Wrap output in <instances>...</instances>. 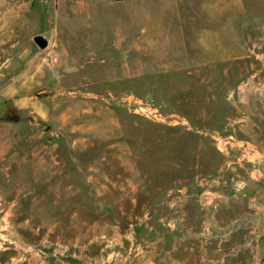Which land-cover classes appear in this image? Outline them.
<instances>
[{
    "label": "rangeland",
    "instance_id": "rangeland-1",
    "mask_svg": "<svg viewBox=\"0 0 264 264\" xmlns=\"http://www.w3.org/2000/svg\"><path fill=\"white\" fill-rule=\"evenodd\" d=\"M261 41L264 0H0V264H127L201 232L241 236L220 264H261L237 205L215 225L201 202L227 162L224 97Z\"/></svg>",
    "mask_w": 264,
    "mask_h": 264
},
{
    "label": "crops",
    "instance_id": "crops-1",
    "mask_svg": "<svg viewBox=\"0 0 264 264\" xmlns=\"http://www.w3.org/2000/svg\"><path fill=\"white\" fill-rule=\"evenodd\" d=\"M254 45L256 48H254ZM257 66L242 78L237 87L223 96L228 107L221 108L220 124L228 131L223 136L220 150L227 155L224 167L218 170L206 187L201 190L202 210L208 222L220 225L223 203L233 202L237 208L227 207L229 216L239 224H249L257 233L253 240L264 243V41L255 42L250 48ZM206 66L208 58L203 61ZM251 76V86L238 90L243 79ZM230 108V109H229ZM230 110V111H228ZM219 111V110H218ZM219 111V112H221ZM232 111V116H229ZM221 129V126H220ZM220 132V131H218ZM221 145V146H220ZM222 171V172H220ZM227 176H231L229 179ZM211 214V218H209ZM188 222L191 219H187ZM170 247L162 248L156 239L148 241L141 251L130 252L127 264H220L227 256L236 257L242 250L225 241L242 238L227 233L201 232L169 235ZM233 237V238H232ZM234 246V245H233Z\"/></svg>",
    "mask_w": 264,
    "mask_h": 264
},
{
    "label": "built area",
    "instance_id": "built-area-1",
    "mask_svg": "<svg viewBox=\"0 0 264 264\" xmlns=\"http://www.w3.org/2000/svg\"><path fill=\"white\" fill-rule=\"evenodd\" d=\"M254 48H256L255 45ZM251 84H252V77L249 76L242 80L238 90L241 91L244 87L251 86ZM125 101L129 105L130 109L140 114L142 113L147 117L170 122L174 125L184 122V119L180 115L174 113L166 114L159 105L147 100H143L139 97L129 96L125 98ZM218 143L219 144L223 143V139L221 137L218 138Z\"/></svg>",
    "mask_w": 264,
    "mask_h": 264
},
{
    "label": "water",
    "instance_id": "water-1",
    "mask_svg": "<svg viewBox=\"0 0 264 264\" xmlns=\"http://www.w3.org/2000/svg\"><path fill=\"white\" fill-rule=\"evenodd\" d=\"M41 45H42V46H45L46 43L42 41V42H41ZM261 264H264V260L261 262Z\"/></svg>",
    "mask_w": 264,
    "mask_h": 264
}]
</instances>
